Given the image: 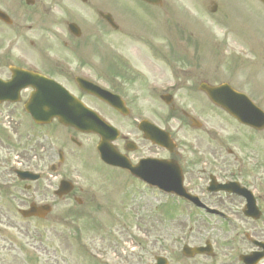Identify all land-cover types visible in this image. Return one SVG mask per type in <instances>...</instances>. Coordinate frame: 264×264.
I'll use <instances>...</instances> for the list:
<instances>
[{
    "label": "rangeland",
    "instance_id": "1",
    "mask_svg": "<svg viewBox=\"0 0 264 264\" xmlns=\"http://www.w3.org/2000/svg\"><path fill=\"white\" fill-rule=\"evenodd\" d=\"M4 1L7 0H0V8L6 11L9 7L4 5ZM103 1L111 3L115 0ZM118 1L123 2L120 14L117 13L121 17V31H107L96 23L97 17H93L86 47L94 52L113 49V53L120 57L132 59L133 68L139 72L142 82L125 83L124 91L144 110L142 115L150 114L144 107L151 106L149 116L158 125L177 127L182 122L179 131H190L191 127L180 112V109H187L198 115L196 117L202 122V127L224 131L216 140H209L205 135L197 138L193 133L189 136L191 142H208L212 146L226 144L227 132L236 131L237 142L243 138L242 142L246 144L243 152L236 153L243 160V165L248 166L249 177L253 176L258 190L264 194V148L254 150L252 143L246 139L248 136L240 132L249 130L237 126L220 110L213 108L204 93L195 86V77L186 75L188 80L185 79L187 70L193 69L196 64L201 70L204 65L203 77L228 82L237 90L255 96L264 108V7L256 0H213L217 8L212 13L209 11L212 0H162L158 6L136 0ZM48 2H44L45 18L57 10L53 9L52 1ZM65 3L74 4L73 0H66ZM25 7L21 2L16 14L11 16L18 26L10 30V27L0 24V47L27 48L31 47L30 42H42L43 46L51 48L63 47V38L56 39L48 29H27L35 18H26ZM50 29L58 33L55 27ZM209 39L212 45L208 44ZM254 41H259V45L251 43ZM95 58L100 59V56ZM92 63L99 64L93 60ZM95 67L98 72L105 73V68ZM179 83L171 92L173 99L170 105L159 99L169 85ZM171 105L177 109L172 111L169 109ZM133 117L130 115L124 119L132 123ZM124 119H114V123ZM67 131L71 128L56 121L35 125L22 114L20 108L0 105V174L8 175L3 168L5 163L2 164L8 157L11 158L9 163L13 159L27 160L29 169L48 172L49 161L54 157L52 146L58 147L63 142L49 146L46 139L54 142L58 140L56 135L67 134ZM182 135L184 133L178 134V138L184 143ZM82 139L83 145L79 149H75L74 145H68V149L60 146L65 154H72H67L70 157L59 171L46 174L61 176L70 167L78 169L80 176L74 179L80 188L77 195L86 198L87 193L89 199L92 196V206L89 200H84L79 207L69 198L54 199L51 194L56 185L53 178L51 188L44 197H41L43 181L38 182L37 190H34L35 183L28 181L31 189L21 191L10 173L7 179L10 186L0 187V228L13 226V229L7 227L8 235L15 241L11 245V254L18 256L20 264H150L154 254L165 255L168 264H220L229 258L222 253L230 246L223 243L218 230H213L216 226L211 229L212 222L205 223L199 216H192L186 206L179 205L164 194L145 195L142 189H136V183L124 184V176L118 174L117 179H110L107 175L115 173L110 171L106 174L92 148L97 139L92 136ZM262 139L260 142L264 143ZM250 142L261 147L256 139L250 138ZM243 165L239 163L238 166L243 168ZM80 167L85 171L87 167L90 171L89 180H84L87 173L82 172ZM91 184L98 188L93 189ZM90 189H93L91 195L88 194ZM21 195L26 200L24 206L32 201L36 204L50 203L52 211L44 219L22 218L15 209L20 207L15 197ZM199 224L200 229L197 228ZM257 224L264 227V208ZM19 228L23 229L22 234L18 232ZM6 235V232H0V238L5 236L10 239ZM212 238L211 258L201 255L188 258L180 252L184 243L198 245Z\"/></svg>",
    "mask_w": 264,
    "mask_h": 264
},
{
    "label": "flooded vegetation",
    "instance_id": "2",
    "mask_svg": "<svg viewBox=\"0 0 264 264\" xmlns=\"http://www.w3.org/2000/svg\"><path fill=\"white\" fill-rule=\"evenodd\" d=\"M52 1L53 9H57L52 15L45 18L44 2ZM26 5L24 12L26 13V18L34 17L35 20L32 25H29L27 29H48V32L52 34L56 39L63 38V47L51 48L43 46L42 42L38 44L35 42H30L31 47L27 48H16V47H0V80L6 81L11 78L10 67H17L21 69H26L30 71L38 72L39 74L53 79L61 86L66 88L72 95L79 99L87 108L94 111L104 120H109L114 123V119H126L130 115L134 116L132 123L127 122L125 119L114 123L118 128V131H105L107 136L115 137L112 140L113 148L118 151L122 156L128 159L132 164L137 163L143 158H162L165 159L169 166H172L174 161L180 168L182 174V183L186 191L196 195L203 206H194L188 201L179 199L185 206L191 209L194 214L200 216V220L205 223L207 220L204 217H208L211 221L218 220V224H214L219 231L222 241H226V245L230 246L225 249L223 256L228 255L229 258L226 261H222L220 264H244L243 255H249L250 261L254 260L260 251H264L262 245L256 244V241L264 242V227L257 224L263 213L264 208V197L260 195V190L258 183H255L253 176L250 178L249 168L247 165H243V160L237 155V151H242L245 146L242 142H237L236 137L229 136L226 137V144H215L211 145L207 143H194L191 142L189 136L194 133L197 138L201 135H205L209 140H216L224 131H217L214 127L212 129L208 128H191L190 131H179L182 122H179L177 127L172 125H164V129L168 132V135L177 141L172 148H161L152 144L146 135H150L152 131H143L139 128V122L141 121V113L144 111L135 99H131L124 91L123 84H133L136 81L138 84L142 82L139 76V72L133 68L132 59L129 57H120L116 52L113 53V49L100 50V52H94L91 48H88V42L90 39V32L88 31L89 24L92 23L93 17H97V22L105 30H111L113 32H120L121 17L117 15L120 12V7L122 2L115 0L111 3L103 0H73L74 4L70 5L65 3L66 0H31L30 4H27L26 0H7L4 1V5L9 7L8 10H4L10 17V23L5 24L0 21V24L10 27L18 26L11 16L16 14V9H19L20 3ZM48 2V3H49ZM54 3V4H53ZM106 4V5H105ZM95 8V9H94ZM54 14V15H53ZM101 14H109L113 23L118 25L117 29L112 28L101 16ZM97 15V16H94ZM24 20V18H23ZM71 24V27H70ZM53 26L57 29L58 33L51 31L50 27ZM58 26V27H57ZM23 27V26H22ZM69 46V47H67ZM110 50V52H109ZM53 55V57H50ZM252 55V53H251ZM100 56V59L95 58ZM92 60L98 61L99 64H93ZM252 62V60H250ZM95 66L105 68V73H100L97 71ZM196 71L189 70L185 74L194 78L195 86L198 88L200 83H208L209 85H216L220 82L216 80H209L203 77V70ZM81 80H90L97 86H101L106 89L111 95H107V98L99 97L91 92H87L80 88ZM188 79L186 78V81ZM30 87H26L18 92V100L16 103L3 102L2 104L14 106L16 109L20 108L22 114L25 117L30 118L29 115L24 111V103L29 99L32 93ZM140 93L139 91H137ZM138 95H135L136 97ZM255 97V96H254ZM109 99V100H108ZM110 101H114L119 108H116L114 104ZM144 107V106H143ZM150 114L152 112L151 106L144 107ZM172 111H175L177 107L171 105L169 107ZM182 116L187 120V125L192 126V116L186 112L184 109H180ZM148 117L152 119L151 116ZM194 124V123H193ZM249 131H246L249 135H253L257 140L259 137H264V129L254 130L250 127ZM201 130V131H191ZM236 132V131H230ZM242 133V131H240ZM184 133L183 138L185 142H180L178 134ZM115 135V136H114ZM58 140L52 143L59 144L63 146L64 149H68V145H74L75 149H79L83 145L84 136H92L97 141H99V136L94 132H82L71 129L67 131V134L63 133L56 135ZM56 139V138H55ZM199 140H203L199 138ZM259 144V143H258ZM261 147L255 143H252L254 150L260 151L264 148V145L260 144ZM57 146V145H56ZM58 146L56 151L52 148V155L57 159V163L54 167L48 169L46 173H52V171H59L62 165H65L68 155L72 152H67L65 154L63 147ZM94 149V143L92 144ZM243 155H241L242 157ZM43 158V157H41ZM43 160V159H42ZM40 158L36 160L37 165ZM6 166L11 164L9 160L3 161ZM12 164H16L18 168L28 167L26 166L29 162L27 160L11 161ZM25 163V164H24ZM242 163V166H238ZM106 174L112 171L115 173L113 176L107 175L110 179L116 178L118 174L124 176L123 183L127 184L129 182H136L141 185V181L132 176L127 170L114 168V167H104ZM81 171L87 173L84 180H89L91 175L90 171H86L81 168ZM9 173H13L14 169L7 170ZM51 170V171H50ZM171 167V172H172ZM7 172V173H8ZM92 172V171H91ZM9 173L7 176L0 174V187L4 186V181L9 178ZM15 173V172H14ZM80 176V172L76 168H68L66 173L61 176H52L51 174H42L36 180L32 181L35 183L34 190L39 188V181H43L41 197H44L51 188L52 178L56 185L51 190V194L54 199L65 200L66 198L71 199L76 205H80L84 200H89L90 203L92 196L86 198H81L77 182L74 179ZM62 179H66L70 183L59 189V182ZM13 181L16 182L17 186L25 191L30 190L32 186L28 184V181L21 180L14 175ZM232 183L231 187L235 189H240L244 187L251 191L253 197L255 198L256 205L260 210V217L253 220L246 216L248 208L246 207L245 197L239 195L237 192H225V191H209V187H216L217 184ZM71 184V185H70ZM93 189L98 188L94 185H90ZM5 187V186H4ZM80 187V186H79ZM59 189V190H58ZM93 189L89 190L91 192ZM22 191V190H21ZM98 191V189H97ZM1 192V191H0ZM99 192V191H98ZM132 194V193H131ZM88 197V198H87ZM20 207H15L16 211L19 208L27 207L24 206L26 200L22 197H15ZM33 202V201H32ZM144 204L146 202H143ZM40 204V203H37ZM23 206V207H21ZM92 206V205H91ZM214 208L222 212L221 215H228L230 218H224L220 214L210 213L208 209ZM0 211V215H1ZM47 217V216H46ZM214 217V219L210 218ZM1 222V220H0ZM213 226V227H214ZM7 227L12 228V225H6L0 228V232H6L7 239L5 236L0 238V264H20L18 261V256H13L12 246L15 241L12 240L11 236L8 235ZM201 228V224L197 227ZM13 229V228H12ZM23 229L19 228L18 232L22 234ZM3 235H5L3 233ZM1 237V236H0ZM14 242V243H13ZM227 249L229 251H227ZM227 251V252H226ZM246 261V260H245ZM259 263L264 264V253L262 254L261 261ZM49 264V263H46Z\"/></svg>",
    "mask_w": 264,
    "mask_h": 264
},
{
    "label": "water",
    "instance_id": "3",
    "mask_svg": "<svg viewBox=\"0 0 264 264\" xmlns=\"http://www.w3.org/2000/svg\"><path fill=\"white\" fill-rule=\"evenodd\" d=\"M144 1L150 3L159 2V0ZM261 1L264 3V0ZM0 18L5 19V16L2 12H0ZM11 70L12 79L7 82H0V101L11 99L14 100V98L10 97L11 95L7 91L10 89H12L13 92L17 91L23 86H19L18 82L27 79L30 80L28 82L29 84L34 85L33 87H35V94L25 104V108L32 116L34 122L48 123L52 117H56L58 122L61 124L70 125L80 130L103 131L101 128L105 127V125L101 127L94 120L81 118L80 115L77 114L83 109L81 103L64 91L61 87L52 86L53 84L46 78V82L44 83L33 82L35 79H38L39 81L44 79L30 74L25 70L18 68H12ZM203 90L213 103L230 112L238 120L255 127H264V114L231 88L223 87L222 85L218 87H204ZM164 100L166 102L169 101L167 98ZM157 142L161 144V141L157 140ZM104 143L105 142L102 140L97 147L100 158L107 164L115 166L120 165L128 168L127 165L122 164L119 161L120 159L115 157L112 152L106 148ZM130 170L134 172L133 169ZM177 172L178 173L173 175L171 178L165 176L163 178L157 177L156 181H154V184L164 191H172L176 194H180L182 192L181 174L179 170ZM48 210L49 207L47 205L36 207L34 204H31L28 209L20 210V213L23 216H43ZM200 250V248H184V253L185 255L192 256L195 252L197 253Z\"/></svg>",
    "mask_w": 264,
    "mask_h": 264
}]
</instances>
